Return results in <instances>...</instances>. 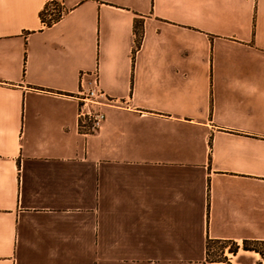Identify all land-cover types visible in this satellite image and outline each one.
Segmentation results:
<instances>
[{"label":"crops","instance_id":"0c3cea01","mask_svg":"<svg viewBox=\"0 0 264 264\" xmlns=\"http://www.w3.org/2000/svg\"><path fill=\"white\" fill-rule=\"evenodd\" d=\"M0 264H264V0H0Z\"/></svg>","mask_w":264,"mask_h":264},{"label":"built area","instance_id":"2783aa9c","mask_svg":"<svg viewBox=\"0 0 264 264\" xmlns=\"http://www.w3.org/2000/svg\"><path fill=\"white\" fill-rule=\"evenodd\" d=\"M86 75H89L90 79H88L86 85H83V78ZM80 79L82 83L74 94L75 99L78 101V128L84 134L93 133L100 128L105 119V113L101 106L110 104L112 98L100 87L96 69L89 73L81 72Z\"/></svg>","mask_w":264,"mask_h":264},{"label":"trees","instance_id":"16d2710c","mask_svg":"<svg viewBox=\"0 0 264 264\" xmlns=\"http://www.w3.org/2000/svg\"><path fill=\"white\" fill-rule=\"evenodd\" d=\"M61 9L57 3H54L53 8L49 10L47 6H45L40 12H39V17L42 20V22L45 25H50L52 22H54L60 15ZM243 247L247 248V245L245 242L243 243ZM232 251H235L233 249Z\"/></svg>","mask_w":264,"mask_h":264},{"label":"rangeland","instance_id":"374dc122","mask_svg":"<svg viewBox=\"0 0 264 264\" xmlns=\"http://www.w3.org/2000/svg\"><path fill=\"white\" fill-rule=\"evenodd\" d=\"M217 247L218 249L214 251L215 257H221L222 251H220L219 249H222L223 247H227L228 251H232L233 249H235V245L229 243H220L217 245Z\"/></svg>","mask_w":264,"mask_h":264}]
</instances>
